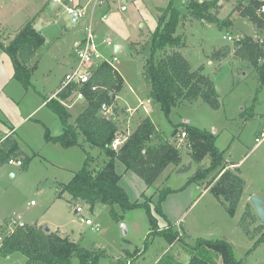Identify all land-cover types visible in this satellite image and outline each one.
Wrapping results in <instances>:
<instances>
[{
	"label": "rangeland",
	"instance_id": "374dc122",
	"mask_svg": "<svg viewBox=\"0 0 264 264\" xmlns=\"http://www.w3.org/2000/svg\"><path fill=\"white\" fill-rule=\"evenodd\" d=\"M100 1L102 4L93 14L92 3L88 4L85 20L73 26L63 8L52 4L51 0H0V25L5 27L0 28V42L6 46L9 40L15 37L17 31L26 23L32 22L33 28L44 39L37 50L36 58L33 63L31 62L32 66L30 64V68H33L37 60L32 83L36 90L42 93L44 88L45 94L48 95L55 91L64 74V69H57L56 60L62 55L68 56L72 53V43L82 37L81 29L86 23L97 27L99 43L108 37L113 46H122L119 52L102 44L99 47L100 53L104 56L113 54L117 57L115 68L123 78L122 89L117 92L115 100L110 105L115 109L114 113L122 114L126 109L133 112L134 117L129 125L131 133L141 119L149 118L163 139L178 148L179 154L182 155L181 161L192 162V168L186 174L176 175V171L171 172L166 168L150 191L152 193L157 189L159 191L166 189L167 197L172 189L183 190L180 193L172 192L175 194L169 198V203H172L173 212L168 214L169 216H165L166 212H164L165 215L160 217L153 211L159 192L155 196L154 204H150L148 198L140 196L142 187L145 188L146 185L136 175L130 174L131 179H124L122 185L128 189L129 201H136L135 198H140L142 203L148 201L159 230L170 228L172 232L178 233L181 240L169 243L164 235L152 232L144 208L133 209L123 214L119 211L122 218L115 221L107 205H96L91 211L89 205L78 201L76 203L82 207L83 215L99 224V231H92L89 226L81 223L74 213L77 204L71 201L70 195L64 192L60 185L68 183L73 178L70 168L75 166L68 163V155L78 157L77 161L80 162L86 156V151L94 158L95 164L105 163L107 157L97 147L85 146L84 149L75 147L70 151H65L67 148L58 143H54L57 144L56 148L53 144L45 148L39 147L44 141L42 137L45 130L37 120L46 122L51 132L56 126V123L54 125L52 123L53 115L46 109L40 112L37 110L29 117L30 120H26L16 129L15 136L25 139L21 142V149L31 159L26 169L9 165L0 169L2 217L15 212L27 225L38 224L43 229L50 230L57 227L61 230L72 229L84 237V248L107 252L109 257L100 260V264H109L126 257L134 260L133 264H156L161 259L162 262L170 264H185L187 259L199 252L191 250L199 239L224 240L231 245L236 261L242 260L243 264H264V245L252 251L258 235L255 229L260 223L251 203L249 202L244 210L242 201L239 202L234 216H229L222 203L210 191L204 192L202 185H205L204 183L209 181L218 170L209 173L203 180L205 182L186 185L207 161L193 162L189 158L190 154L189 157L187 156L186 138L180 139L179 134L173 136L176 128L180 132L186 126L213 134L216 148L224 151L223 161L235 164L244 182L243 198L249 196L250 199L254 196L264 200V137H261V134L264 135V89L257 90V78L252 67L246 62L233 59L231 57L234 50L233 43L223 39L240 35L257 39L258 35L255 34L253 26L248 20L238 18L233 26L219 28L191 17L187 0H172V6L179 13L180 18L174 36H183L185 43V47L176 50L180 51L192 70L200 69V73L213 82L219 106L214 109L199 99L193 103H180L166 115L158 104L147 102V98L143 100L145 102H141L147 91L141 73L143 61L149 55L147 39L156 29L160 15L158 8L166 7L169 0ZM240 1L243 0H220L219 5L222 10L218 18L224 20L231 8ZM87 2L88 0H81L82 5ZM121 6H125L126 10L121 11ZM104 14L107 16L102 19ZM217 50L228 54L220 59L213 58V52ZM161 57L162 53L156 56L157 59ZM47 75L50 77L48 84ZM12 86L20 90L21 85L14 79L6 91H11ZM39 101L37 92L32 88L28 90L25 99L19 101L22 105L21 119L36 110ZM83 102L86 104L85 100ZM125 132L128 131L122 133ZM256 139H259V142H256ZM34 144H38V148H35L36 145L32 147ZM181 164V167L185 165L183 162ZM76 170L78 171V168ZM11 173L14 177H10ZM145 195L150 196L148 192ZM175 198L180 199L177 208L173 201ZM31 201L35 206L29 204ZM245 211L249 215L244 225L249 230L248 234L240 224ZM1 224H4L2 219L0 226ZM249 250L251 252L247 253ZM206 253L210 263L221 264L217 253L211 250H207ZM25 261V256L20 252L0 257V264H24Z\"/></svg>",
	"mask_w": 264,
	"mask_h": 264
},
{
	"label": "trees",
	"instance_id": "16d2710c",
	"mask_svg": "<svg viewBox=\"0 0 264 264\" xmlns=\"http://www.w3.org/2000/svg\"><path fill=\"white\" fill-rule=\"evenodd\" d=\"M220 0H187V8L191 17L216 25L232 26V14L237 13L240 18L248 20L258 35L257 39L242 35L233 43V57L246 62L256 74L257 90L264 89V0H243L233 7L231 13L220 20L217 15L221 6ZM245 2V3H243ZM159 16L156 29L147 39L149 55L142 65V79L147 89V99L158 104L166 115L170 110L182 103H193L199 99L217 109L219 102L213 82L200 73V69L192 70L190 64L182 54L176 50L185 47L183 36H174L180 21L179 13L173 8L172 0L164 8H158ZM43 37L33 28L32 22L26 23L6 45L0 43V50L9 58L13 78L25 89L31 87L30 77L34 69L30 68L37 50L43 44ZM132 45V44H131ZM169 49V50H168ZM158 53L162 57L157 59ZM228 52L214 51L213 58H223ZM92 85L99 86L97 91H91ZM122 87L121 77L108 65L103 64L91 77L90 83L79 89L86 101V107L70 124L71 117L58 100H50L47 107L58 117L64 130L56 137H50L48 131L44 133L46 141L58 143L64 148L79 145V135L91 146L103 150L108 161L99 169L89 168V158L86 157L81 169L73 178L63 186V191L68 193L71 201H82L90 206L102 204L109 207L113 220L119 221L127 211L144 208L155 234L164 235L169 243L181 240L177 232L159 230L156 218L148 201L142 204L130 202L125 190L118 184L119 175L115 171V162L121 163L126 170L136 175L146 186H152L162 172L170 165L178 169L181 163L179 150L174 144L163 139L155 125L149 118L143 119L118 151L111 149V143L118 132L116 124L99 114L101 106H110L114 100L115 92ZM74 86L58 93L60 101L66 100L76 91ZM185 133V143L190 151L193 162L207 161L205 168H200L186 183L203 181L206 176L218 170L213 182L209 184L210 193L222 203L229 216H234L240 202L244 182L237 171H232L224 166V151L215 146V136L209 132L186 126L177 133ZM155 138L157 143L150 145ZM21 158L22 169H26L30 158L24 157L15 148L12 141H6L0 147V166L9 159ZM168 191L159 192L158 200L153 208L156 215L163 217L161 204ZM77 204V203H76ZM248 212L245 211L240 219V224L246 234ZM255 231L257 238L252 246L254 251L264 245V225H259ZM191 250L199 252L190 257L187 264H212L206 257L207 250L214 251L221 259V264H243L236 261L231 245L224 240L196 241ZM15 252L22 253L26 261L24 264H100V260L109 256L105 250L86 249L79 243L70 241L67 237H60L54 232L45 230L36 225L16 228L11 233L5 234L0 243V257H7ZM251 250H249L250 253ZM129 257L117 259L109 264H133ZM207 258V259H206ZM156 264H170L162 262Z\"/></svg>",
	"mask_w": 264,
	"mask_h": 264
},
{
	"label": "crops",
	"instance_id": "0c3cea01",
	"mask_svg": "<svg viewBox=\"0 0 264 264\" xmlns=\"http://www.w3.org/2000/svg\"><path fill=\"white\" fill-rule=\"evenodd\" d=\"M232 9L233 8H231V11H232ZM220 10H222V7H221V9ZM220 10H219V12H220ZM231 11H230V13H231ZM229 13V14H230ZM219 14V13H218ZM228 14V15H229ZM227 15V16H228ZM217 17H218V15H217ZM238 18H240L239 16H238V14L237 13H234V14H232V16H231V18H230V20H231V22H232V24H234L235 23V21H236V19H238ZM87 24V23H86ZM86 24L84 25V27L86 26ZM89 24V23H88ZM233 26V25H232ZM83 27V28H84ZM0 28H5V27H3V26H1L0 25ZM83 28L81 29L82 31V34H83ZM96 28V31H98V29H97V27H95ZM254 29V28H253ZM255 31V30H254ZM18 32V31H17ZM255 34H257L256 32H255ZM241 36V35H240ZM240 36H236V37H234V38H237V37H240ZM248 36V35H247ZM252 37V36H251ZM14 38V37H13ZM12 38V39H13ZM83 38V35H82V37L79 39V40H77L76 42H74V43H72V53L71 54H69L68 56H64V55H62L61 57H60V59L59 60H56L57 62H55L56 64V66H57V69H60V70H62V69H64V74L62 75V77H61V79H60V81H59V84L57 85V87L55 88V91H52V93L50 94V95H48V94H45V92H44V88H42V93H41V91L40 90H36V88H35V86H34V84L32 83V78H33V76H34V74H35V71H36V68H37V60H36V64L34 65V69H33V71H32V73H31V77H30V83H31V87H29L28 89H25L19 82V85H21L20 86V90H18V88L16 87V86H12V88H11V91H6V89H7V87L11 84V82L14 80V78H13V69H12V65H11V62H10V60H9V58L0 50V147L2 146V144L4 143V142H6V141H12V142H14V144H15V148L17 149V151L18 152H21L23 155H24V157H28V158H30L27 154H26V152L25 151H23L21 148V142L23 141H25V139L23 138V137H21V136H18V137H16L15 135H16V129L17 128H19L21 125H22V123L23 122H25L26 120H30L29 119V117L32 115V114H34L37 110L40 112V111H42L43 109H46L47 111H49V113H51V115H53L52 117H53V120H52V123H53V125L56 123V126H55V128H54V130H53V132H51L50 131V126H48V124L46 123V122H44L43 120H37L38 121V123L41 125V126H43V128H44V130L46 131H48V134H49V136L50 137H56V136H59V135H61L62 133H63V130H64V128H63V126H62V124H61V122L59 121V119H58V117L47 107V103L50 101V100H58L61 104H63V106L65 107V109L67 110V112H68V114L71 116V119H70V124H73V121H74V119L83 111V109L86 107V104H83L84 102H83V100H77V99H75V97H73V96H69L66 100H64V101H60L59 99H58V93H59V89H60V85H61V82H62V80H63V77L67 74V73H69L70 71H71V69L75 66V62H76V59H75V54H74V46H75V44L77 43V42H79L81 39ZM11 39V40H12ZM224 40H227V37H224L223 38ZM11 40H9V42L11 41ZM228 41V40H227ZM1 43V42H0ZM131 43H133V42H131ZM131 43H129V45L131 44ZM233 43V42H232ZM134 44H136V43H134ZM5 46V45H4ZM137 47V46H136ZM121 49H122V46H120V45H116L115 46V48H114V51L115 52H119V51H121ZM180 52V51H179ZM62 53V52H61ZM36 54H37V52H36ZM36 54H35V57H34V59L36 58ZM106 56H109V55H106ZM231 57L233 58V59H235L234 57H233V51H232V53H231ZM33 59V60H34ZM237 60V59H236ZM32 63H33V61H32ZM31 66H32V64H31ZM39 68H40V65H39V59H38V71H39ZM117 71V70H116ZM117 73H118V75L120 76V74H119V72L117 71ZM121 77V76H120ZM50 77H49V75H47V80H46V83L48 84L49 82H50V79H49ZM122 78V77H121ZM122 84H123V78H122ZM33 89V91L35 90V92H37V95L40 97V101H39V105H38V107H37V109L36 110H34V111H31V113H29L28 115H26V116H23V118L21 119V114H22V105H21V103L19 102L20 100H24L25 99V95H27L28 94V90H30V89ZM121 89H122V87H121ZM121 91V90H120ZM119 93V92H118ZM118 93H116V95L114 96V100H115V98H116V96H117V94ZM147 91H146V93H145V98H143V99H141V102H145V101H143L144 99H146L147 98ZM146 101L147 102H151L150 100H148V99H146ZM81 104H83V105H81ZM81 106V107H80ZM116 106V104H115V102H114V107ZM78 107H80V108H78ZM9 109V110H8ZM114 109V108H113ZM149 110V109H148ZM114 111H115V109H114ZM145 111H147L146 109H145ZM148 112V111H147ZM133 112H131L129 109H126V110H124V112L122 113V114H115L114 113V117H113V119H112V121L116 124V126H117V129H118V131L121 133V132H124V131H128V133L129 134H131V131H129V125H130V122H131V120H132V118L134 117V114H132ZM118 115V116H117ZM132 115V116H131ZM143 119H145V118H143ZM143 119H141L140 121H139V123L143 120ZM32 120V119H31ZM138 123V124H139ZM16 124V125H15ZM138 126V125H137ZM156 127V126H155ZM157 129V128H156ZM135 130V129H134ZM158 130V129H157ZM159 132V131H158ZM160 133V132H159ZM161 134V133H160ZM177 134H179V133H177ZM176 134V135H177ZM42 139L44 140L43 141V143L39 146V147H46L47 145H52L53 144V147H55L56 148V146H57V144H54L53 142H50V141H46L45 139H44V135H43V137H42ZM78 142H79V145L78 146H74V147H69V148H67V149H65V151H70L71 149H73V148H75V147H78V148H82V149H84L83 147H85V146H88V147H90V148H94V146H91V145H89L88 143H86L84 140H83V137L81 136V135H79V140H78ZM157 143V140L155 139V138H153L152 140H151V142H150V145H154V144H156ZM35 145H36V147H35ZM175 145V144H174ZM32 147H35V148H38V144H34V146H32ZM32 147H29V148H32ZM186 147H187V145H186ZM62 148V147H61ZM64 149V148H63ZM178 149V148H177ZM187 149V152H188V157H189V154H190V151H189V149H188V147L186 148ZM101 150V149H100ZM102 152H103V150H101ZM85 153H86V156L84 157V159H82V161H80V162H78L77 161V158L78 157H73L72 155H68L69 156V161H68V163L69 164H71V165H74L75 166V168H70L71 170H70V173L71 174H73V176L81 169V167H82V165H83V163H84V160L86 159V157H88L89 158V168L90 169H99V168H102V167H104L105 166V164L107 163V161H108V159H107V161L105 162V163H103V164H95L94 163V158H92L91 156H90V154L88 153V152H86L85 151ZM104 153V152H103ZM180 153V152H179ZM106 156V155H105ZM190 158V157H189ZM31 159V158H30ZM180 159H182V155L180 154ZM78 162V163H77ZM183 162V164H186L185 163V161H181V163ZM224 162V164H225V167H227L228 169H230V170H232V171H237V168L235 167V164H231V163H228V162H226V161H223ZM180 163V166H179V168L181 167V164ZM206 164H202V166H204V165H206L207 166V162H205ZM80 164V165H79ZM79 165V166H78ZM3 166H7V163H5L4 165H2V166H0V169L1 168H3ZM76 166H78V167H76ZM201 166V167H202ZM205 166V167H206ZM76 168H78V171L76 170ZM168 168V171H170L171 170V172H174V171H176L175 169H174V166H172V165H170V166H168L167 167ZM191 168H192V162H191ZM191 170V169H190ZM189 170V171H190ZM115 171H116V173L119 175V177H120V179H119V182H118V184L125 190V192H126V194H127V196H128V198H129V192H128V189L124 186V185H122V183H123V180L124 179H127V180H130L131 179V176H129L130 174H132V175H134L132 172H130V171H128V170H126L125 169V167L121 164V163H119V162H115ZM165 171V170H164ZM163 171V172H164ZM188 171V172H189ZM163 172H162V174L158 177V179L155 181V183L160 179V177L163 175ZM217 173L218 172H216V173H214V176H212L211 178H210V180L209 181H203V182H205L204 184L205 185H202L204 188H203V191L204 192H209L210 191V186H209V184L211 183V182H213L212 180H213V178L215 177V175H217ZM184 174H186V173H184ZM176 175H180V174H176ZM239 175V174H238ZM10 177H14V174L13 173H11L10 174ZM72 179V178H71ZM70 180V179H69ZM140 180V179H139ZM69 182V181H68ZM142 182V181H141ZM154 183V184H155ZM67 184V183H66ZM66 184H60L61 185V187L63 188V186L64 185H66ZM153 184V185H154ZM153 185L152 186H150V187H148V186H145V188L144 187H142L143 189V191H142V193L140 194V196L143 198V197H146V198H148L150 201V204H154L155 203V201H156V198H155V196H156V194L158 193V192H160V191H162V190H166V189H162V190H155V191H152V193H150V191H151V189L153 188ZM185 188V187H184ZM181 191H183V190H178V189H172L171 190V192L169 193V197L167 196L165 199H164V201L162 202V204H161V209H162V213H164V212H166V215L165 216H167L168 214H171L172 212H173V210H172V208H171V204L172 203H169V198H171V196L172 195H174L175 193H172V192H181ZM149 193L150 194V196H146L145 194L146 193ZM172 193V194H171ZM201 194H203V193H201ZM158 195H159V193H158ZM248 199H249V196L247 197V198H243V195L241 196V199H240V203H241V201H242V204L244 205V210L247 208V205H248V203L250 202V201H248ZM135 200L136 201H130V202H136V203H142V202H140L141 200H140V198L139 199H136L135 198ZM173 201H174V205H175V208H177L178 207V205H179V203L178 202H180V199L179 198H175V199H173ZM30 204V203H29ZM78 205V204H77ZM33 206H35V204L33 205ZM96 207H93V208H90V210L91 211H93L94 209H95ZM2 212H3V209H0V219H2L3 220V222L5 223V222H7L10 218H13V217H15V216H19L17 213H15V212H13L11 215H5V216H3L2 217ZM169 216V215H168ZM21 218V217H20ZM91 219V218H90ZM21 220H22V218H21ZM92 220V219H91ZM93 221V220H92ZM94 222V221H93ZM96 223V222H95ZM96 224H98V223H96ZM2 225V224H1ZM33 225H36V224H33ZM99 225V224H98ZM26 226H29V225H27L26 224ZM36 226H38V227H41L42 228V226H40V225H36ZM45 229H47L48 230V232H54V233H56L57 235H59L60 237H67L70 241H72V242H74V243H79L82 247H83V242H84V237L83 236H81V235H78L77 233H75V231L74 230H72V229H69V230H65V229H63V230H61V229H59V227H57V229H54V230H50L49 228H45ZM44 229V230H45ZM91 250V249H90ZM188 261H189V259H187L186 261H185V264H187L188 263Z\"/></svg>",
	"mask_w": 264,
	"mask_h": 264
},
{
	"label": "built area",
	"instance_id": "2783aa9c",
	"mask_svg": "<svg viewBox=\"0 0 264 264\" xmlns=\"http://www.w3.org/2000/svg\"><path fill=\"white\" fill-rule=\"evenodd\" d=\"M51 3L63 8L65 15L67 16L70 24L73 26L79 25L85 20L88 4L92 3V14L95 13L102 4L100 0H88V2L84 5L81 4V0H51ZM120 10L125 11L126 7L121 6ZM260 11H264V8L261 7ZM106 16L107 15L104 14L101 18L105 19ZM238 39L239 37H227V40L233 43ZM100 44L105 45L108 48H115L108 37L99 43L95 26H92L91 23L87 24L83 28V38L74 46L76 59L75 66L63 77L59 92L74 86L77 90L72 91L71 96L75 97L77 100H85L83 93L79 89L90 83L93 74L103 64L110 66L114 71H116L115 63L118 61L117 57L113 54L109 56L101 54L99 51ZM98 89L99 86L97 85H92L91 87V91L94 92ZM99 114L106 119L112 120L114 117V110L112 106H106L103 104L100 108ZM129 136L130 134L128 132H125L124 134L118 131L111 143V149L118 151ZM261 137L263 138L264 135L261 134ZM179 138H185V133H180ZM255 141L259 142V139H256ZM7 165L22 167V159H9ZM30 205L33 206L34 202L31 201ZM74 213L77 215L78 220L86 226H89L92 231H99L100 226L93 222L90 218L83 215V209L81 206L75 205ZM25 226L26 224L21 220L20 216L10 218L6 223L0 226V243L5 234L11 233L16 228H24Z\"/></svg>",
	"mask_w": 264,
	"mask_h": 264
},
{
	"label": "water",
	"instance_id": "95a60500",
	"mask_svg": "<svg viewBox=\"0 0 264 264\" xmlns=\"http://www.w3.org/2000/svg\"><path fill=\"white\" fill-rule=\"evenodd\" d=\"M190 169H191V162H187L184 166L176 170V174L187 173ZM249 201L253 209L255 210L260 225H264V200L258 197L251 196ZM45 232H48V230L45 229Z\"/></svg>",
	"mask_w": 264,
	"mask_h": 264
}]
</instances>
